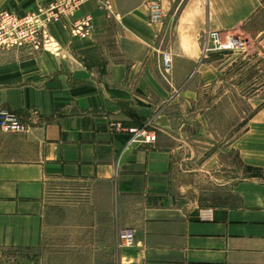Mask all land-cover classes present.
Masks as SVG:
<instances>
[{"label": "crops", "instance_id": "0c3cea01", "mask_svg": "<svg viewBox=\"0 0 264 264\" xmlns=\"http://www.w3.org/2000/svg\"><path fill=\"white\" fill-rule=\"evenodd\" d=\"M148 1L0 0V11L41 9L50 18L43 47L0 48V108L25 124L0 130V255L36 250L39 264H62L68 242L48 219L49 192L69 186L81 192L66 201L86 211L90 264H264V104L231 143L260 175L208 206L210 220L172 182L185 142L180 120L196 117L176 110L226 83L221 65L199 62L206 30L251 41L264 33V3L155 0L164 14L155 25ZM163 51L172 58L168 73ZM146 123L155 142L129 144L125 129ZM127 227L134 242L119 245L117 231Z\"/></svg>", "mask_w": 264, "mask_h": 264}, {"label": "rangeland", "instance_id": "374dc122", "mask_svg": "<svg viewBox=\"0 0 264 264\" xmlns=\"http://www.w3.org/2000/svg\"><path fill=\"white\" fill-rule=\"evenodd\" d=\"M222 33L242 38L239 33ZM211 61L224 68L221 74L226 83L224 86L221 84V88L211 86L200 91L193 107L181 101L182 105L176 110L179 114L195 113L196 117L190 122L180 118L184 124L182 131L187 137L183 134L185 142H179L172 181L179 195L203 207L223 202L241 178L260 174L259 170L241 163L231 143L244 128L250 114L264 104V33L251 41L245 40L243 48L212 52L206 58L201 57L199 62L206 64ZM218 95L222 97L221 101ZM202 96L205 99L211 97L212 103L203 105ZM178 132L172 131L171 134ZM212 160L215 162L211 163ZM80 193L78 188L69 186H54L49 192L52 204L48 219L61 225L65 231L62 242H68V245L62 243V264H71L72 261L73 264H90L86 211L66 201L81 197ZM72 249L77 250L78 258H67ZM0 257L9 264H39L36 250L26 253V258L21 254L19 257L16 254H1Z\"/></svg>", "mask_w": 264, "mask_h": 264}, {"label": "built area", "instance_id": "2783aa9c", "mask_svg": "<svg viewBox=\"0 0 264 264\" xmlns=\"http://www.w3.org/2000/svg\"><path fill=\"white\" fill-rule=\"evenodd\" d=\"M56 6H51V9ZM148 21L151 24H162L164 14L162 5L159 1L149 0L147 3ZM53 16V15H52ZM49 16L39 9L37 12H27L17 14L13 10L0 11V48H11L28 46L38 49L43 46L45 41V27L49 22ZM204 43L201 49V57L206 58L212 52L234 51L243 48L245 39L234 34H223L220 30L207 29L205 32ZM161 69L168 73L170 71L172 58L169 51H163L161 54ZM25 124L21 118L11 110L0 108V130L10 132L24 131ZM128 134L127 142L129 144L152 145L156 140V130L146 123L142 126H130L125 129ZM199 218L210 220L212 210L207 207L199 210ZM134 230L132 228L119 229L116 235V242L119 245H130L134 241ZM0 264L6 263L0 257Z\"/></svg>", "mask_w": 264, "mask_h": 264}, {"label": "trees", "instance_id": "16d2710c", "mask_svg": "<svg viewBox=\"0 0 264 264\" xmlns=\"http://www.w3.org/2000/svg\"><path fill=\"white\" fill-rule=\"evenodd\" d=\"M250 169H252V168H255V169H257L258 170V168L257 167H254V166H248ZM255 175H260V174H255Z\"/></svg>", "mask_w": 264, "mask_h": 264}]
</instances>
